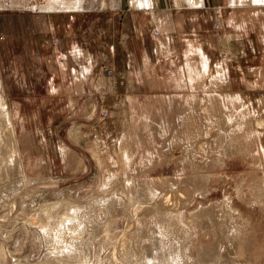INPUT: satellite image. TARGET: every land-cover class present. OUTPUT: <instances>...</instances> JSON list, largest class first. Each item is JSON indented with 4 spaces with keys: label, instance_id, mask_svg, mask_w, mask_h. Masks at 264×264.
<instances>
[{
    "label": "rangeland",
    "instance_id": "obj_1",
    "mask_svg": "<svg viewBox=\"0 0 264 264\" xmlns=\"http://www.w3.org/2000/svg\"><path fill=\"white\" fill-rule=\"evenodd\" d=\"M98 2L62 33L0 10V264H264V3Z\"/></svg>",
    "mask_w": 264,
    "mask_h": 264
},
{
    "label": "crops",
    "instance_id": "obj_2",
    "mask_svg": "<svg viewBox=\"0 0 264 264\" xmlns=\"http://www.w3.org/2000/svg\"><path fill=\"white\" fill-rule=\"evenodd\" d=\"M96 2L99 4L98 0H42V2H36L35 7L37 11L36 13H32L36 15L37 20L42 24V27L41 25L37 26L41 28L46 27V29H49L51 33H62L60 31L63 30L71 32L76 29H89L86 24L80 25V22L75 20L77 17L82 15L84 16V13L92 10ZM103 2H105V0H103ZM129 2L132 5L131 8L133 9V13L141 14V23H143L144 20H147L144 15H154V0H129ZM101 4L99 5L101 6ZM170 7L177 10L182 7L184 9L191 10L192 12H197L204 7V0H173V4ZM0 10L3 11L1 6ZM50 16H52V18L47 20ZM148 20L157 22V25L159 23L158 26L162 31L166 30L170 26V24L166 21L156 19L155 17H152V20L148 18ZM50 24L53 26L52 29H50ZM9 25L10 24L7 23V29L10 28ZM70 39H76V32L70 35ZM197 76L198 72L194 73L195 80Z\"/></svg>",
    "mask_w": 264,
    "mask_h": 264
},
{
    "label": "bare ground",
    "instance_id": "obj_3",
    "mask_svg": "<svg viewBox=\"0 0 264 264\" xmlns=\"http://www.w3.org/2000/svg\"><path fill=\"white\" fill-rule=\"evenodd\" d=\"M4 1L5 0H0V6H1V8L2 9H9V10H14V9H20V10H26V11H29V12H35L36 13V7H35V4L36 3H31L32 5H28L27 3H29V2H27V0H18V1H12V0H9V3H7V6L4 4ZM263 3H264V0H261ZM196 67V66H195ZM192 68V67H191ZM191 68H188V73L189 72H191L192 71V69ZM192 76V75H191ZM192 79H193V77H192ZM2 96H0V121L2 122L3 120H5L4 119V117H6L5 116V105H4V102H3V99L1 98ZM0 124H2V123H0ZM1 126V125H0ZM2 126H4L3 124H2ZM145 188H147L148 190H153L150 186L148 187V186H144ZM151 193H152V191H151ZM142 193H140V195H141ZM145 196H143V195H141L140 197H139V199H141V200H144L145 201V198H144ZM62 213H64V212H62ZM64 216L66 215V213L65 214H63ZM109 215V214H108ZM108 215H107V217H108ZM59 216V215H58ZM63 216V217H64ZM61 217V216H60ZM66 217V216H65ZM64 217V218H65ZM111 217H113L112 215H110L109 217H108V219L109 218H111ZM69 217H67V219H68ZM66 219V221H68ZM61 220V219H60ZM69 222V221H68ZM75 222V221H74ZM78 222V221H77ZM80 222V221H79ZM93 222H94V220H93ZM60 224V223H59ZM73 224V223H72ZM84 224V223H83ZM87 224V223H86ZM69 226H70V224L69 225H65V224H60V226L58 227V229H56V235L55 234H53V231H50L47 227L46 228H44V229H42L41 230V233H42V236H43V238L45 239V242H46V244H48V245H51L52 247H54V246H56L54 249H55V251L56 252H58V253H63V252H67L68 254H70V255H75L76 257H81L82 256V258L83 259H85V256H87V253L88 252H85V251H87V248H89L90 247V244H88V243H86L85 244V242L83 241V239L81 238V234L78 236V238L76 237V236H74V237H71V238H69V235L71 234V232L70 231H68L67 229L69 228ZM76 226H78V227H75V226H71V227H74V230H75V232H79L80 231V229H81V225H80V223H78V225L76 224ZM83 226V225H82ZM84 227V226H83ZM95 228V232H94V234H91V235H93V238H95L96 236H98V234L99 233H101V230L103 229V222H101V223H96V226L94 227ZM84 229V228H83ZM82 229V230H83ZM86 229H87V227H86ZM84 231V230H83ZM83 233H85V232H83ZM78 239V240H77ZM240 242V241H239ZM46 247H47V245H46ZM89 251V250H88ZM176 251V250H175ZM172 252H174V251H172ZM179 252V251H178ZM68 254H67V256H68ZM77 254V255H76ZM89 254V253H88ZM180 254V253H179ZM178 257V256H177ZM154 258V257H153ZM161 259H163L162 257H160ZM178 259H180L179 257H178ZM182 259V258H181ZM180 259V260H181ZM174 260V259H173ZM172 260V261H173ZM179 260V261H180ZM159 261V260H158ZM163 261H166L165 259H163ZM155 263H158V262H156V261H154ZM161 263H162V261H161ZM163 263H165V262H163ZM51 264H57V262H54V263H51Z\"/></svg>",
    "mask_w": 264,
    "mask_h": 264
},
{
    "label": "built area",
    "instance_id": "obj_4",
    "mask_svg": "<svg viewBox=\"0 0 264 264\" xmlns=\"http://www.w3.org/2000/svg\"><path fill=\"white\" fill-rule=\"evenodd\" d=\"M12 1H18V0H12ZM27 3L28 5H32L31 3H36L34 0H27ZM7 3H9V0H5L4 1V4L7 6ZM8 9V8H7Z\"/></svg>",
    "mask_w": 264,
    "mask_h": 264
},
{
    "label": "snow or ice",
    "instance_id": "obj_5",
    "mask_svg": "<svg viewBox=\"0 0 264 264\" xmlns=\"http://www.w3.org/2000/svg\"><path fill=\"white\" fill-rule=\"evenodd\" d=\"M257 2H259V0H257Z\"/></svg>",
    "mask_w": 264,
    "mask_h": 264
}]
</instances>
